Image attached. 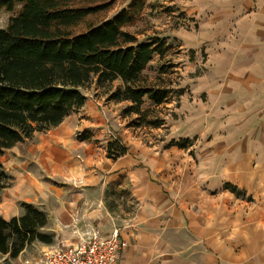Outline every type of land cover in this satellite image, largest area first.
Returning <instances> with one entry per match:
<instances>
[{"label": "crops", "instance_id": "obj_1", "mask_svg": "<svg viewBox=\"0 0 264 264\" xmlns=\"http://www.w3.org/2000/svg\"><path fill=\"white\" fill-rule=\"evenodd\" d=\"M183 2L194 4L195 14L237 26L231 35L243 39L234 46L246 54L229 66L242 68L241 77L233 71L184 80L190 94L177 95L174 107L170 96L163 104L170 120L145 134L125 126V103L95 90L58 126L10 149L19 156L3 163L13 180L0 192V216H19L20 203H31L46 213L42 230L54 234L51 245L32 243L29 257L96 228L103 237L117 230L126 242L117 264H264V0ZM204 30L162 35L195 51ZM83 132L92 139L79 140ZM114 133L128 147L116 160L106 156ZM183 139L191 140L187 148L168 145Z\"/></svg>", "mask_w": 264, "mask_h": 264}, {"label": "trees", "instance_id": "obj_2", "mask_svg": "<svg viewBox=\"0 0 264 264\" xmlns=\"http://www.w3.org/2000/svg\"><path fill=\"white\" fill-rule=\"evenodd\" d=\"M114 6L115 0H0V9L15 12L0 28V192L13 180L1 157L82 108L92 82L107 100L125 103L120 115L127 128L163 124L159 108L175 90L166 78L172 66L161 65L153 77L147 69L171 43L166 36L139 38L126 30L138 20L145 0H131L110 16ZM114 136L106 141L112 160L128 151L120 134ZM92 137L90 132L77 135L82 141ZM171 144L187 148L191 140ZM224 188L244 195L233 185ZM20 207L19 216H0V254L10 259L34 242H54V234L42 230L46 213L31 203Z\"/></svg>", "mask_w": 264, "mask_h": 264}, {"label": "rangeland", "instance_id": "obj_3", "mask_svg": "<svg viewBox=\"0 0 264 264\" xmlns=\"http://www.w3.org/2000/svg\"><path fill=\"white\" fill-rule=\"evenodd\" d=\"M129 1L130 0H115L114 9L110 12L109 15L112 16L121 8L127 6ZM183 1L187 2L188 0H145V6L138 20L134 25L126 28L127 31L136 34L139 38H143L148 35H162L163 32H168L171 34H178L179 31L194 33L198 29H206L203 32L205 33L204 37L206 39L195 51L184 50L183 48L180 49V41H178L177 38L169 37L168 42L171 43V49L166 51L162 56L155 55L149 65V68L147 69V73L151 77H153L156 74L157 69L161 65H165L167 67L171 65L172 67L167 68L169 70V73L166 78L169 77L172 80L173 88H176V86L180 87V85L182 86L185 84V88H177L173 93H171V96H175V104H173L172 107L178 104V100H176L177 95H180V93L182 94L183 91L186 94H190V87H186L190 83L186 84V82L194 81L195 77H206L207 79H211L210 76H212V73L218 74L217 76H215L218 77L222 76V74L225 76L226 73H233V71H235L236 73L234 75H237L240 78L241 75L239 74V69L242 68L234 69L230 67L229 64L236 57L239 60H242L246 54L241 49V46H239V50L234 46V43L237 42L241 44L243 37L241 35H231L232 29L237 28V26L233 24V21H212L210 19L209 13L204 14L203 17L200 14H195L193 12L194 4H187ZM14 14L15 12H6L4 9H0V28H5L9 18ZM211 28L214 29V31L221 30L220 33H224V35L221 38H218V36L210 37L209 31L211 30ZM220 39L221 41H218ZM222 42L224 43L225 48L221 51L220 49H218V44ZM183 62L188 63V69H185L183 67ZM218 63H221V66H219ZM184 80H186V82H184ZM114 85L116 84L114 83L113 86ZM237 85L239 86V83H237ZM233 86L234 85L231 82L229 84V87ZM95 90H98L99 93L103 92L102 88H97V85L92 82L88 86H86L85 92L89 97V95L94 94ZM199 98L203 102L202 96ZM166 114H168L167 108L163 105L160 106L159 118L162 119L163 124L166 120H170V117H168V115ZM126 122L127 120H125V126ZM139 129L142 130V134H145L144 131L149 132L148 129L155 128L142 127ZM134 130L135 129H133V131ZM27 143H30V141H24L22 144H19V146L23 147V145H26ZM13 151L16 152V150ZM15 152L9 151L4 156H2V163L5 162L7 164L9 159H12L14 161L19 156V154H15ZM1 201L2 196L0 194V203ZM22 212L23 211H21V214ZM57 246L59 245H56L55 247ZM32 249L33 248L29 245L27 250L23 252L19 259L6 258L5 260H0V264H20L24 257H29V254L31 255L36 252V250Z\"/></svg>", "mask_w": 264, "mask_h": 264}, {"label": "built area", "instance_id": "obj_4", "mask_svg": "<svg viewBox=\"0 0 264 264\" xmlns=\"http://www.w3.org/2000/svg\"><path fill=\"white\" fill-rule=\"evenodd\" d=\"M114 134H110L113 139ZM126 242L114 230L109 237H103L92 228L76 242L40 251L25 258L21 264H117L120 250Z\"/></svg>", "mask_w": 264, "mask_h": 264}]
</instances>
